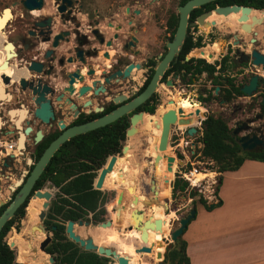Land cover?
<instances>
[{"label": "flooded vegetation", "instance_id": "af4514ba", "mask_svg": "<svg viewBox=\"0 0 264 264\" xmlns=\"http://www.w3.org/2000/svg\"><path fill=\"white\" fill-rule=\"evenodd\" d=\"M190 1H4L0 7V171L3 172L0 179L3 177L7 191L3 209L52 141L72 127L101 119L127 106L133 108L103 126L64 141L22 202L23 210L27 206V218L36 219L41 209L29 204L34 192L51 193L43 210L42 225L52 239L56 226L46 221L63 220L69 214L70 204L77 203L62 188L72 185L70 181L78 175L76 172L90 171L95 174L92 187L96 189V177L110 157H121L125 146L130 151L126 144L130 139L127 131H139L137 124L142 122L143 115H157L162 105L165 110L160 116L151 117L155 121L150 122L159 120L161 124V116L168 109L190 111L192 114L177 112V115L182 119L193 115L188 117L193 122L196 109L202 113L204 109L200 106H209L222 94L220 104L231 101L238 108L234 110L231 129L236 140L245 134L264 138V7H254L253 0H211L189 8ZM227 5L250 8L245 22L248 31L241 28L239 12H235L236 20L229 14V20H234L221 22L222 14L215 9ZM214 13L218 15L212 17ZM253 77V91L243 93L241 88ZM151 82L155 83L151 94L138 100ZM226 90L229 95L225 94ZM152 106L159 108L151 113L148 108ZM242 111L246 117L236 118L243 115ZM202 120L199 125H192L196 128L195 135L200 132ZM188 126L179 127L176 140L184 139ZM240 127L242 130L237 131ZM157 129L160 135V127ZM142 140L147 142V137L143 136ZM155 140L153 158L158 155L159 139L155 137ZM263 150L257 146L252 152ZM99 152L103 154L101 158L96 157ZM94 160L98 162L93 169L78 171L77 167L83 166L81 163L94 165ZM120 163L121 160L116 161L101 188L108 186L114 193V196L110 193L113 201L107 203L111 215L103 213L98 221L110 220L115 228L101 229L95 240L107 244L116 242L117 252L128 256L129 264H138L134 251L148 246L141 236L148 227L122 230L123 226L135 225L130 216L132 211L139 210L141 200L132 192V174L126 188L129 169L125 170L127 166ZM161 179L158 174L157 180ZM16 181H20L19 185ZM38 183L41 185L36 187ZM33 201L42 207L43 201ZM55 204L63 208H55ZM104 205L101 197L97 208L82 213L80 219L91 217L100 207L104 209ZM20 206L13 217L17 216ZM158 214L150 212L149 223L151 220L154 223ZM28 219L26 223H30ZM48 254L41 252L42 257L48 258ZM155 257L150 256V262Z\"/></svg>", "mask_w": 264, "mask_h": 264}, {"label": "rangeland", "instance_id": "374dc122", "mask_svg": "<svg viewBox=\"0 0 264 264\" xmlns=\"http://www.w3.org/2000/svg\"><path fill=\"white\" fill-rule=\"evenodd\" d=\"M4 1L5 0H0V7L4 6ZM223 15V14H222ZM228 19V15H223V19L221 20V22H226ZM245 32V31H243ZM247 33V32H245ZM223 97L222 94H220L217 99L215 101H212L211 104L209 106L207 105H203L200 106L204 109V113L205 115L207 114H212L214 116H220L222 117L228 124V126L232 129L233 125H234V110L236 111L238 108H234V105L231 104L230 102L227 103H219V99H221ZM239 105V104H236ZM162 107L166 108L165 106L162 105ZM162 107H157L158 112L157 115H161V111L165 110ZM156 108V109H157ZM155 109V111H156ZM167 110V109H166ZM247 110V109H245ZM154 111V112H155ZM242 116L236 115V118H245V111H242ZM157 115H151L150 117H154ZM193 116V115H192ZM192 116H186L191 118ZM194 120L195 121H189L188 123H175L174 125L171 126L170 129V133H169V138H168V144H167V151L169 152H177L179 157L182 158H187V156H185L184 154L181 153V151H185L188 154V151L186 150H192V147L190 146H186V141H192L194 148V152L193 154L189 157V161L191 164H189L188 160L186 161V163L184 165H178L179 166V170H184V169H188L191 167H195L197 169V171L200 172H215L213 169L215 168L214 164L212 161H210L207 158H203L202 156H200L199 154V147H201V143L198 141V137L201 135V125H200V132L197 135H193L191 138L190 137H184L183 140H176V138L178 137L177 135H175L176 132H179V127L180 128H184L188 125H199V120L203 119L204 116L203 115H198L195 116L194 115ZM159 120L155 123H158ZM155 123H152L150 121L147 122L148 125H150L151 130H154V137L159 139V134H156V131L158 130L155 127ZM264 125V121L263 124ZM137 129H139V131L133 133L130 135V139L126 142L127 145H129L130 147V151L127 153H124L121 156V159H119L118 161L121 160L120 164H125L127 166V168H125V170L129 169L130 173L132 174V180H131V185H132V192L134 193V195L137 196L138 199H140V206H139V210L141 211L140 214V221L144 222L146 221L149 217H150V212L151 214L158 212L160 214V216L164 217L166 219V223L168 225V230L167 232H165L164 230H160L159 231V235L157 237V240L162 241L163 237H167L166 241L170 240V237L167 236L168 235V231L169 228L171 227H177L178 226V218L181 216H184L188 213L189 209L191 208L192 205H194V203H197L199 200V197H203L205 198V195L209 194L208 191L206 190V188L204 186L207 185L208 182H203L204 184H202L201 186H199V189H201L202 191H198L197 187L195 188H191L190 191H185L184 193H180L179 191H174V196L172 197V201L170 200L169 196H168V185H167V177H163L161 180H157V177H155V195H152L151 191L148 192L147 190V185L149 184V181L151 179V177H153L154 175V170L156 171V169L153 167V157L152 155L154 154L153 148L152 146L149 145L148 141L145 142V140H142V137H150L152 135L150 129H147L144 124H142V122H139L137 124ZM150 132V133H149ZM147 138V140H148ZM180 144V145H178ZM146 148V149H145ZM145 149V150H143ZM148 150V151H147ZM149 154V155H148ZM0 159H2V156L0 155ZM1 162V161H0ZM171 171H170V177L169 178H173V170L176 169L175 166H171ZM3 173L0 171V174ZM159 174V176L161 175V171L160 169L157 172ZM178 175V171L175 172ZM217 173V172H216ZM213 174L212 176H208L205 179L208 181H211L212 179H217V174ZM4 179L3 177L0 179V197L3 201H5V197H6V187H5V182H3ZM49 188V187H48ZM159 189V192L157 193V190ZM163 188L166 189L167 193L163 194ZM51 190V189H48ZM99 191V199L102 197L103 203L106 204V206L104 205V209L103 207H100L101 209L99 211L96 210V212H94L92 214L91 217L87 218V219H83V221H88L91 222L92 224H97L94 222V218L95 216L100 217L103 213H107V212H111L109 209V205H107V203L109 204V202H112L113 199L112 196H114V193L109 191V187H105L103 188V190L97 189ZM52 193L54 192L53 190L51 191ZM190 192H197L196 195H191ZM110 193L112 194V196L110 195ZM160 196V199H159ZM184 196L185 197V201L186 203L184 205L181 206L182 203H184V199H182L181 197ZM216 196V194H215ZM152 197H155L157 199V203L155 204L152 199ZM33 199H37V200H41L44 201V199L42 198H31V200ZM98 199V200H99ZM190 199V200H189ZM207 200V199H206ZM214 200H216L214 198ZM29 201V202H30ZM144 201H148V205L150 206L149 208H145V203H143ZM173 205V207H170V205ZM159 204L162 205H167L168 208L170 207V209H176L174 210V213L171 212L170 214H164V211H162V209L159 207ZM42 209L41 204L39 206V210ZM38 210V211H39ZM111 215V213H110ZM106 217V214H105ZM173 217L171 226L169 227L168 221L169 219ZM27 206L24 208V214L23 217L20 218V220L18 222H15L13 224V226H11V228L7 231V233L5 234V236L3 237V240L9 245V240L10 237L13 236L12 234L14 232H19L22 233V230H28L25 234L23 235V240L22 241L24 243V249L26 251L25 255L23 256V259L18 260L15 257V261L18 262H22V264H34L35 262H42V264H51L48 261L47 255L45 257H42L41 255V251L39 249V242L45 237V233L43 231H39V229H37V227L42 226V221L39 220L38 216L36 218V222L34 224H29L26 223L25 221H27ZM133 221V220H132ZM135 222V221H134ZM136 224V222H135ZM66 225V222H65ZM104 227L101 228H93V227H85L84 225L82 226H76V231H78V233L80 232V234L82 236H85L86 233L93 235L92 237L95 240V237L97 236V232L101 231V229H103ZM115 228V227H114ZM118 228V227H116ZM153 228L155 230H158L159 228L154 227ZM142 229V226L141 228ZM122 230H124V232L128 231V229L123 226ZM138 230V229H136ZM66 236V234H65ZM67 238V236H66ZM96 241V240H95ZM138 241L136 240L135 243H137ZM98 244L101 245H105L108 247H113L116 248V242L114 244H110V243H104V242H100ZM120 244V242H119ZM81 250H84L82 247H80L78 244H76ZM156 245V243H155ZM164 245L165 243H162V245L156 246V249H160L163 247L164 250ZM10 247V246H9ZM12 249L15 251V255L17 253V247L12 246ZM137 256L135 257L137 259L138 264H155L159 259L157 257H155V260H151L150 262V257L147 255L149 253L146 252H136L134 251ZM160 252V251H159ZM156 256V255H155ZM109 264H114V260H112L111 258H109Z\"/></svg>", "mask_w": 264, "mask_h": 264}, {"label": "trees", "instance_id": "16d2710c", "mask_svg": "<svg viewBox=\"0 0 264 264\" xmlns=\"http://www.w3.org/2000/svg\"><path fill=\"white\" fill-rule=\"evenodd\" d=\"M255 2L254 7H264V0H253ZM218 14H212V17H216ZM238 15L235 12H231V18H234ZM218 18V17H217ZM219 18L223 19V15ZM234 91L237 94H241L238 89L234 88ZM229 90H226L225 94L229 95ZM224 97V96H223ZM155 107H149V112L153 113ZM202 135L198 137V141L201 143L199 147V154L203 158H207L213 162L215 168L214 171L222 173L227 170L237 169L245 159H254L259 161H264V150L260 152H250L244 151L240 148L236 138L232 135L231 128L228 126L227 122L220 116H214L212 114H207L202 122ZM103 144V143H101ZM96 147V146H95ZM102 150V149H101ZM87 153L88 150H87ZM86 153V154H87ZM86 154H82L83 157H87ZM103 156L102 152L96 153L97 158ZM93 158V157H92ZM93 160V159H92ZM98 161H93L94 165H86L81 163L82 168H78V171L91 170L97 164ZM87 166V167H86ZM53 170L55 168H52ZM50 170V172L52 171ZM78 175L70 181V186L63 187L62 192L64 194L72 195L77 203H71L68 208V216L63 220L59 221H46L47 224H53L56 226L54 231V236L50 244L45 248V251L49 254L55 255L56 264H108V258L100 256L94 251L81 250L74 242L66 238L64 234L65 222L68 220L78 221L82 213L87 211H94L97 208V203L99 199V191L92 187V182L95 174L93 172H76ZM217 176V183L215 186V194L218 191V186L221 182V175ZM187 181L180 179L176 173L173 174L171 178V184L168 186V196L172 201L174 196V191H179L184 193L185 188L187 187ZM41 183H38L36 187H39ZM190 194L196 195L197 192H190ZM199 203L207 206V200L203 197H199ZM195 204V203H194ZM24 204H22L17 210V216L10 218L0 231V264H13L15 257L18 260H22L26 251L24 249L23 235L28 230L23 231L18 234L14 232L10 237L9 242L13 243L17 247V253L9 247V245L3 240V237L7 231L13 226L15 222H18L20 218L23 217ZM4 206L0 207V213ZM55 208H63L62 205H54ZM100 217L95 216L94 222L97 223L100 221ZM160 220V229L155 230L153 228V220L150 221V224L147 225L148 229L143 234V238L148 242V246L152 247V252L147 254L149 257L156 255L160 249H156V240L159 235V231L162 229L165 232L168 230V225L166 219L160 214L157 215V218ZM29 224H34L36 219H28ZM185 230V229H184ZM40 231V230H39ZM184 233V231H183ZM13 238V239H12ZM12 239V241H11ZM166 261H169L171 264H189V257L186 254V241L180 235L174 244L169 248L166 253ZM34 264H42V262H35Z\"/></svg>", "mask_w": 264, "mask_h": 264}, {"label": "water", "instance_id": "95a60500", "mask_svg": "<svg viewBox=\"0 0 264 264\" xmlns=\"http://www.w3.org/2000/svg\"><path fill=\"white\" fill-rule=\"evenodd\" d=\"M208 1H211V0H192L188 3L187 6L189 8H191V5H193V4L208 2ZM185 9H187V8L185 7ZM215 11L218 14H223V15H229L231 12H239L240 15L238 17V20L240 22H242L241 28L245 31H248V27L245 23L246 20L248 19V12H250V8L248 6H238V5L220 6V7H217L215 9ZM259 11H262V10H259ZM181 26H182V24H181ZM183 29H184V23H183ZM181 30H182V27H181ZM179 31H180V28H179ZM177 40H180V39H177ZM254 83H255V77H253L251 79L249 84L244 85L241 88V91L243 93L250 94L253 91ZM154 84H155L154 82H151L150 85L140 94V96L138 97V100H144L145 98H147L151 94V92L154 88ZM132 108L133 107L127 106V107H124L123 109L116 110L112 114H110L106 117H103L101 119L91 121L89 123H85V124H82L79 126L72 127L70 129H68L67 131H65L64 133H62L54 141H52V143L49 145V147L39 157L34 168L29 173L26 180L24 181V183L22 184L21 188L16 193V195L14 196L12 201H10L6 205V207L3 209V211L1 212V214H0V231H1L2 227L5 225V223L10 218L13 217L16 209L22 204V202L25 200V198L31 192V189H32L34 182L39 177V175L42 173L43 169L45 168L46 164L50 160L54 151L64 141H66L70 136H73L75 134H80V133H83L86 131L93 130V129L98 128L100 126H103L107 122L112 121L117 115H120L123 112H127V111L131 110ZM177 112L182 113V110L178 109ZM177 112L174 109H168L167 111H165L162 114L161 124H160V135H159V141H158V146H157V149L160 152V154L156 155L153 158V167L154 168H156L159 161L164 162L166 174H167L166 182H167L168 186L171 184V178H169V175H168L170 170H171V163L173 161H175L176 164L180 166V165H184L187 161V158L179 157L177 152L171 153V152L167 151V149H166L167 144H168V138H169L171 126L177 122L178 123H183V122L188 123L190 121L188 117L184 118V119L179 118L177 115ZM199 113H200V111L198 109H196L194 111L195 116L199 115ZM200 114L205 117V114L203 112ZM138 116L141 118V115H138ZM141 120H142V118H141ZM135 122L136 121L133 120L132 123L135 124ZM61 127H63V125H61ZM155 127L157 128L158 125H156ZM241 130H242V127H240L237 131H241ZM237 131H234V132L236 133ZM133 132H134V130L131 129V130L127 131V134L131 135ZM195 133H196V128L192 125H189L187 127V130H186V135L187 136H193V135H195ZM237 142H238L240 148L244 151L252 152L256 149L257 146L264 149V138H261V137L257 136L256 134L241 135ZM127 152H128V147L125 146L123 149V154L127 153ZM120 158L121 157H116L114 155L111 156L108 163L106 164V166H104L100 169V171L96 177L95 184H94V187L96 189L101 190L106 175L112 171L114 165L116 164V161L119 160ZM19 183H20V181H16L15 184L19 185ZM147 190H148V192L151 191L152 195H155V193H156V191H155V170H154L153 177H151V179L149 181V184L147 186ZM163 193H167L166 189H164V188H163ZM50 196H51V193L47 190H44V192H41L40 190H37L34 192L33 197L44 198V201L42 203V209L40 211V214H38V218L40 221H42V219H43V215H44L43 210L47 207V205H48L47 202H48ZM182 198L184 199L185 197L182 196ZM152 200L154 201L155 204L157 203V199L155 197H152ZM4 202L5 201L0 199V206H2L4 204ZM143 203H145V205H146V206H144L145 208L150 207V206H147L148 201H144ZM218 204H219V201H213V202L208 204V207L211 208V207H214ZM170 207H173L172 203H171ZM170 207L165 208L164 213H167V211H169ZM195 212H196L195 205H192L186 215L181 216L177 219L178 220V226L169 228L168 235H167L170 237L169 241H166L167 239H165V237L162 238V241L156 240V246L162 245V243H165V245H164L163 252H157L156 253V257L159 260L155 264H164L166 251L171 247V245L176 241V239L180 235L183 234V231L186 228L187 224L195 216ZM140 214H141L140 210H137V211L135 210V211L131 212L130 217L136 222V224L134 226L128 225L127 229H132V228L138 229L140 226L145 227L148 224H150L148 220H146L144 222L140 221V219H139ZM137 223H138V225H137ZM160 223L161 222L159 219H155L154 223L150 224V225L151 226L153 225L154 227H157L160 229ZM77 225L78 226L84 225L85 227L91 226V227H97V228H101V227L105 228V227L112 226L114 228L115 227L114 223H112L110 220H106L103 222H97V224H92L91 222L83 221L82 219H79L76 222L73 220H68L66 222V225H65V233L67 235V238L70 241L78 244L84 250L94 251L95 253H97L100 256L109 257L112 260H114V262L116 264H129L128 263V256L120 255L117 252V250L113 247H108L105 245L95 243L93 237L88 233H86L85 236H82L80 233H78L76 231ZM43 228H44L43 225L40 227H37V229H39L40 231H43L45 233V230ZM141 236H143V234H141ZM51 239H52L51 235L48 233H45V237L39 242V249L46 254H48V253L45 251V248L51 242ZM9 246L12 248L13 243H9ZM135 251L140 252V253L141 252L151 253L152 247L143 245L141 247L136 248ZM48 261L51 264H54L55 263L54 256L51 254H48ZM13 264H22V262L14 261Z\"/></svg>", "mask_w": 264, "mask_h": 264}, {"label": "crops", "instance_id": "0c3cea01", "mask_svg": "<svg viewBox=\"0 0 264 264\" xmlns=\"http://www.w3.org/2000/svg\"><path fill=\"white\" fill-rule=\"evenodd\" d=\"M220 175L216 200L195 203V216L182 234L189 264H264V161L245 159ZM213 201L219 204L209 208ZM174 210L164 214L175 216ZM164 264L171 263L165 258Z\"/></svg>", "mask_w": 264, "mask_h": 264}, {"label": "bare ground", "instance_id": "6f19581e", "mask_svg": "<svg viewBox=\"0 0 264 264\" xmlns=\"http://www.w3.org/2000/svg\"><path fill=\"white\" fill-rule=\"evenodd\" d=\"M255 11V10H254ZM253 12V11H252ZM264 12V11H263ZM254 13V12H253ZM259 13H261V12H259ZM264 16V15H263ZM228 19H229V16H228ZM235 20H236V18H234ZM234 19H231V20H234ZM231 20H229V21H231ZM191 112L190 111H185V112H183L182 111V113L181 114H179V115H188V114H190ZM178 115V116H179ZM151 115H149V114H145V115H143V118H142V124H144V126L147 128V129H150V131H151V134L150 135H152V136H150L149 138H148V143H149V145L150 146H152V148L156 145V140H155V137H154V130L152 131L151 130V127H150V125H148L147 124V122L148 121H155V118H151L150 117ZM156 125H158V127L157 128H159L160 127V124L159 123H155V126ZM159 131L157 130L156 131V134H159L158 133ZM150 133V132H149ZM153 138V139H152ZM150 140H152L151 141V144H150ZM20 144H21V142H20ZM148 151V150H147ZM158 154H160V152L158 151ZM171 166H175V168L176 169H174L173 170V174L175 173V172H177L178 170H179V166L176 164V162L175 161H173L172 163H171ZM172 168V167H171ZM155 169H160V171H161V177L163 178V177H167V174H166V169H165V164H164V162H162V161H159L158 162V165L156 166V168ZM171 171V170H170ZM214 173L213 172H208V173H205V172H200V171H197L196 173H194L193 175L195 176V178L197 179V181H199V180H203V179H205L206 177H208V176H212ZM169 177H170V172H169ZM158 176V173L156 172L155 173V177H157ZM130 178H131V173H130V171H128V176H127V178H126V188H128V184H129V180H130ZM155 185H156V183H155ZM159 192V190H157V193ZM127 194L128 195H130V190L129 189H127ZM164 194V193H163ZM159 199H160V197H159ZM29 204L31 205V206H33L34 208H36V209H39V206H40V204H38V203H36V202H34L33 200H31L30 202H29ZM159 207L162 209V211H164V209L165 208H167L168 206L167 205H162V204H159ZM13 239V238H12ZM12 239H11V241H12ZM140 244L142 245L143 244V238H141L140 239ZM13 246H14V244H13ZM160 252H163V247L161 248V250H160Z\"/></svg>", "mask_w": 264, "mask_h": 264}, {"label": "built area", "instance_id": "2783aa9c", "mask_svg": "<svg viewBox=\"0 0 264 264\" xmlns=\"http://www.w3.org/2000/svg\"><path fill=\"white\" fill-rule=\"evenodd\" d=\"M185 137H190L191 138L192 136H187L186 135ZM186 146L192 147V150L191 151L190 150H186V151H188V154L185 151H181V153L184 154L185 156H187L188 159H189V157L194 152V146H193L192 141L191 140L190 141H186ZM188 163L191 164L190 161ZM178 172H179L178 173V177L180 179H183V180L187 181V183H188L187 187L185 188V191H190L191 188H195V187H197L198 191H202L201 189H199V186L204 184L203 182H208L207 185L204 186L206 188V190L208 191V193H209V194L205 195V198L207 199V201L210 200V199L214 200V198L216 199L215 186H216V183H217V179L216 180L212 179L211 181H208L206 179L197 181V179L193 175L194 173L197 172V169L194 166L191 167V168H188V169L179 170ZM165 239H167V237H165Z\"/></svg>", "mask_w": 264, "mask_h": 264}]
</instances>
